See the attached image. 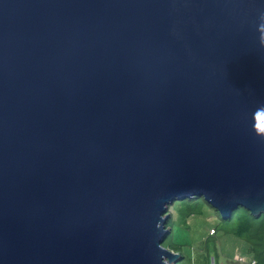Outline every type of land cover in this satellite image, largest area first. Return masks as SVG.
<instances>
[{
  "label": "water",
  "instance_id": "95a60500",
  "mask_svg": "<svg viewBox=\"0 0 264 264\" xmlns=\"http://www.w3.org/2000/svg\"><path fill=\"white\" fill-rule=\"evenodd\" d=\"M261 25L264 0H0V264H176L174 202L262 215Z\"/></svg>",
  "mask_w": 264,
  "mask_h": 264
},
{
  "label": "rangeland",
  "instance_id": "374dc122",
  "mask_svg": "<svg viewBox=\"0 0 264 264\" xmlns=\"http://www.w3.org/2000/svg\"><path fill=\"white\" fill-rule=\"evenodd\" d=\"M186 200L176 201L169 207L171 218L167 227L171 228V233L162 242L164 247L182 257L176 264H206L208 251L211 252L209 264L215 253L217 264H238L234 261L235 254L252 258L245 241L225 233L232 229V224L221 218L203 198Z\"/></svg>",
  "mask_w": 264,
  "mask_h": 264
},
{
  "label": "trees",
  "instance_id": "16d2710c",
  "mask_svg": "<svg viewBox=\"0 0 264 264\" xmlns=\"http://www.w3.org/2000/svg\"><path fill=\"white\" fill-rule=\"evenodd\" d=\"M197 200L196 197L188 198L186 201ZM225 221L232 224V229H228L225 233H230L242 239L247 244L251 257L256 264H264V213L259 217H255L244 208L233 210ZM215 232V229H212ZM210 251L206 253V264H209ZM217 253L213 256L215 264H217Z\"/></svg>",
  "mask_w": 264,
  "mask_h": 264
},
{
  "label": "built area",
  "instance_id": "2783aa9c",
  "mask_svg": "<svg viewBox=\"0 0 264 264\" xmlns=\"http://www.w3.org/2000/svg\"><path fill=\"white\" fill-rule=\"evenodd\" d=\"M234 261L238 264H256V261L253 258L246 259L239 254H235Z\"/></svg>",
  "mask_w": 264,
  "mask_h": 264
},
{
  "label": "clouds",
  "instance_id": "9594fccd",
  "mask_svg": "<svg viewBox=\"0 0 264 264\" xmlns=\"http://www.w3.org/2000/svg\"><path fill=\"white\" fill-rule=\"evenodd\" d=\"M261 30H264V25H261Z\"/></svg>",
  "mask_w": 264,
  "mask_h": 264
},
{
  "label": "crops",
  "instance_id": "0c3cea01",
  "mask_svg": "<svg viewBox=\"0 0 264 264\" xmlns=\"http://www.w3.org/2000/svg\"><path fill=\"white\" fill-rule=\"evenodd\" d=\"M211 230H212V228H211Z\"/></svg>",
  "mask_w": 264,
  "mask_h": 264
}]
</instances>
